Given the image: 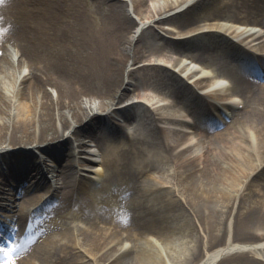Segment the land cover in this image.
<instances>
[{"label":"bare ground","instance_id":"1","mask_svg":"<svg viewBox=\"0 0 264 264\" xmlns=\"http://www.w3.org/2000/svg\"><path fill=\"white\" fill-rule=\"evenodd\" d=\"M263 77L264 0H0V264H264Z\"/></svg>","mask_w":264,"mask_h":264},{"label":"rangeland","instance_id":"2","mask_svg":"<svg viewBox=\"0 0 264 264\" xmlns=\"http://www.w3.org/2000/svg\"><path fill=\"white\" fill-rule=\"evenodd\" d=\"M244 15V14H243ZM131 17L136 21V23H140V20H139V18L136 16V15H134L133 13H132V15H131ZM200 23L199 24H201V25H203V22L204 21H199ZM206 22H209V21H206ZM197 25H198V22L197 23H193L192 25H183V27H185V28H181V30H180V32H182L184 29H186V28H188V27H193V28H196L197 27ZM159 27L161 26H163V27H165V28H169V26H167V25H164V24H160V25H158ZM154 29H155V31L156 32H158V33H160L161 35H163L164 37H166V38H168V36L170 35V34H166V32H164V31H162V29L161 28H158L157 26H155L154 27ZM153 29V30H154ZM177 34L176 33H173L172 34V36H176ZM169 39H171V40H174L172 37H169ZM166 54H168V55H171V53H168V52H165ZM149 59H151V58H149ZM147 61H142L141 63L139 62L138 63V66H142V64H145ZM163 66H165V69L168 71V72H170V73H175V77L177 76V78H178V75H180V72H177L176 70L174 71V69H172L168 64H165V65H163ZM27 71V69H25L24 68V71ZM210 71V70H209ZM264 78V77H263ZM179 79H180V77H179ZM181 80L183 81V82H185L186 83V78H184V79H182L181 78ZM256 86L257 85H259V84H261V83H264V79H258V80H256ZM187 84V83H186ZM48 89L50 90V91H52L49 87H48ZM53 92V91H52ZM200 92V91H199ZM81 98L82 99H85V96L84 95H81ZM183 98H180L179 99V101H181ZM138 100V98H136L135 96H132V94L129 92V95H127V97H125V99H123V102H122V104H126V103H129V102H136ZM170 100L168 99L166 102L168 103ZM227 101V100H226ZM121 104V105H122ZM211 118H212V116H211ZM186 118L184 117V120H185ZM218 121L220 120L219 119V117H217L216 118ZM111 120V121H110ZM118 120H120L119 118H116V119H109V118H97V119H95L94 120V122H96L97 124H98V126H99V130H98V133L95 131V128L93 127V125H91V129L90 130H86V131H90V132H96L95 134H97V137L98 136H107L113 143H115L116 142V140H117V138H116V134L114 133V127L115 126H117L118 127V125H116V123L117 124H124L125 122H123V121H118ZM216 121V120H215ZM217 121V123L216 124H219V122ZM159 125H162V123H158ZM163 125H165V124H163ZM167 125V124H166ZM168 126H172V125H168ZM84 128H90L89 126H88V124L84 127V123L82 122L79 126H78V128H77V131H79V130H84ZM182 129H184V128H182ZM185 130H186V128H185ZM216 131H218L217 129H216ZM104 134V135H103ZM141 134L142 135H144V136H148L147 134H146V132L145 131H141ZM85 136H82L81 138L83 139V141H84V143H85V148L89 151V152H93L95 149H94V147H93V143H92V138H90L88 135H86V134H84ZM115 136V137H114ZM62 140H60V142H61ZM59 148L60 149H58L57 151L59 152V154H62L63 156H62V159H60L59 158V160L60 161H55L56 163H54V158H51V157H48V158H46V160H45V166L49 169V170H52V169H54V170H62V169H64V167L67 165V159H69V158H67L66 159V156H70V154L71 155H74V157H75V162L77 161V158H78V153H77V151L75 150V148L72 146V147H69V144H67V143H65V146H63V145H60L59 146ZM93 154H94V152H93ZM58 155V154H57ZM29 156V155H28ZM52 157H55V155H51ZM90 158L92 157L93 159H94V156H89ZM66 159V161L64 162V160ZM71 159H73V158H71ZM54 163V164H53ZM85 165L86 166H83V167H90V166H93V164H88V163H85ZM46 172V171H45ZM58 172H60V171H58ZM57 172V173H58ZM56 173V172H55ZM74 173L76 174V176H77V178H79V179H82V180H85L84 178H82V176L80 177V175H78V174H80V173H84V174H91L90 172H88V171H84V169H82V167H80V166H78V167H75V170H74ZM112 174V170L110 169V168H106V174H105V176H110ZM45 175H46V173H45ZM48 175V174H47ZM34 178H35V176H34ZM37 178V177H36ZM50 181H51V179H50ZM53 183H54V181H52ZM84 182H86V181H84ZM87 182H88V180H87ZM46 188V187H45ZM52 203H53V201H49V203L47 202V204L45 205V212H46V210L48 209V208H50L51 206H52ZM41 211H42V209H40ZM173 218V217H172ZM141 221H144L145 222V218H143V219H141ZM78 223V221H74V224H73V226L75 225V224H77ZM177 226H178V224L176 223V221L175 220H172L171 219V228H172V230H173V232L175 231V233H177ZM145 237H149L150 239H152L154 242H155V246L159 249V247L160 248H162V247H164L165 248V245H164V243L162 242V240L160 239V238H158L157 237V235H155V234H153V233H147L146 235H145ZM12 241V240H11ZM128 242H124V244H127ZM123 244V245H124ZM243 244H245V243H243ZM3 247V246H2ZM8 249V248H7ZM244 258L245 257H247L249 260H254L253 259V257L252 256H243ZM163 261L164 262H166V264H172V263H169V261H171L170 259H167V257L166 258H164L163 259ZM243 262V260L242 259H238L237 260V262L235 263V264H241Z\"/></svg>","mask_w":264,"mask_h":264}]
</instances>
